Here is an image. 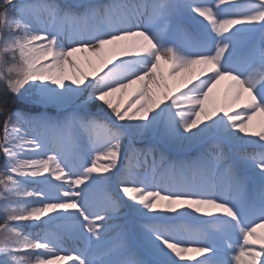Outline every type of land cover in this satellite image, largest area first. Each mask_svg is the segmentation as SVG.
<instances>
[{
  "label": "snow or ice",
  "instance_id": "obj_1",
  "mask_svg": "<svg viewBox=\"0 0 264 264\" xmlns=\"http://www.w3.org/2000/svg\"><path fill=\"white\" fill-rule=\"evenodd\" d=\"M0 86V264H264V0H0Z\"/></svg>",
  "mask_w": 264,
  "mask_h": 264
},
{
  "label": "rangeland",
  "instance_id": "obj_2",
  "mask_svg": "<svg viewBox=\"0 0 264 264\" xmlns=\"http://www.w3.org/2000/svg\"><path fill=\"white\" fill-rule=\"evenodd\" d=\"M59 3H67L68 0H58ZM93 2H97V3H105L107 2V0H93ZM2 87V86H0ZM21 104H16L13 107H21ZM86 111H88V108L86 109ZM4 116L0 115V136H2V129H3V120H4ZM152 142V138L151 137H146L143 140H138L136 142V146L138 148H145L148 144H150ZM125 143H127V141H125ZM157 147L163 151L165 153V156L167 157V160L170 161H174V160H185V161H191L193 159H195L198 155V151L199 149L197 148H188V149H173V148H169L168 146L164 145V144H158ZM153 156L155 157L156 161L159 162L160 159V152L157 151L153 154ZM153 156H149L147 158V163L149 165L152 164L153 162ZM145 163V158L143 156L140 157V164L143 167ZM4 166V157L2 155V153H0V168H3ZM166 167V164H165ZM32 185H29V188H31ZM94 195L96 197H102L104 195L103 192H96L94 193ZM0 259H3L2 257H0Z\"/></svg>",
  "mask_w": 264,
  "mask_h": 264
},
{
  "label": "trees",
  "instance_id": "obj_3",
  "mask_svg": "<svg viewBox=\"0 0 264 264\" xmlns=\"http://www.w3.org/2000/svg\"><path fill=\"white\" fill-rule=\"evenodd\" d=\"M88 112L92 113V114H98V111H97V106L96 105H89L88 106Z\"/></svg>",
  "mask_w": 264,
  "mask_h": 264
}]
</instances>
